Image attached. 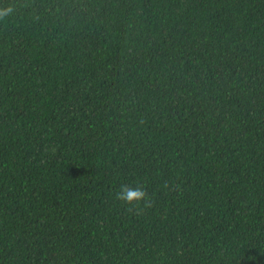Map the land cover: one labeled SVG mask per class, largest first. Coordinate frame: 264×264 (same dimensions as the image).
<instances>
[{"label": "trees", "instance_id": "1", "mask_svg": "<svg viewBox=\"0 0 264 264\" xmlns=\"http://www.w3.org/2000/svg\"><path fill=\"white\" fill-rule=\"evenodd\" d=\"M9 6L0 264H264V0Z\"/></svg>", "mask_w": 264, "mask_h": 264}, {"label": "clouds", "instance_id": "2", "mask_svg": "<svg viewBox=\"0 0 264 264\" xmlns=\"http://www.w3.org/2000/svg\"><path fill=\"white\" fill-rule=\"evenodd\" d=\"M11 12V7L0 8V19H4ZM115 198L124 205L135 207L141 202H146V193L143 186L136 182L124 184L121 183L118 186V190L115 192Z\"/></svg>", "mask_w": 264, "mask_h": 264}]
</instances>
